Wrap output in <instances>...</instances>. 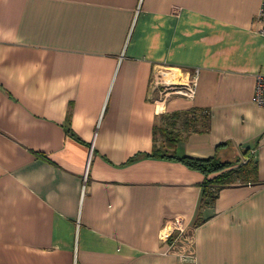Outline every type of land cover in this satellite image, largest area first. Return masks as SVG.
<instances>
[{
  "label": "crops",
  "instance_id": "crops-1",
  "mask_svg": "<svg viewBox=\"0 0 264 264\" xmlns=\"http://www.w3.org/2000/svg\"><path fill=\"white\" fill-rule=\"evenodd\" d=\"M263 3L0 0V264H264ZM159 68L197 72L192 100L159 112ZM163 130L181 140L151 156ZM182 157L255 175L203 205ZM175 218L185 262L160 239Z\"/></svg>",
  "mask_w": 264,
  "mask_h": 264
},
{
  "label": "built area",
  "instance_id": "built-area-1",
  "mask_svg": "<svg viewBox=\"0 0 264 264\" xmlns=\"http://www.w3.org/2000/svg\"><path fill=\"white\" fill-rule=\"evenodd\" d=\"M257 19L262 23L261 33L264 35V3L259 9ZM197 72L190 74L173 68H159L155 71L152 81V95L159 112L168 100L179 97L192 100L197 86ZM254 102L264 108V76H258L255 86ZM186 229L181 218H175L166 224L160 233L162 241L172 240L173 253L185 262L192 259L190 249L191 239L186 235Z\"/></svg>",
  "mask_w": 264,
  "mask_h": 264
},
{
  "label": "trees",
  "instance_id": "trees-1",
  "mask_svg": "<svg viewBox=\"0 0 264 264\" xmlns=\"http://www.w3.org/2000/svg\"><path fill=\"white\" fill-rule=\"evenodd\" d=\"M197 116L195 112L187 113L185 125L188 127V131L194 133L205 131L202 123L208 117V114L202 112L199 114V118ZM173 125H175V122ZM162 132L166 139L164 145L166 148L165 150L154 149L151 156L170 153V150L181 140L180 136L176 133L174 134L173 131L167 132V130H163ZM179 161L187 168L202 174L204 178L202 183L203 205L212 203L222 188L234 184L238 179L244 182L251 181L255 175V167L250 162L243 166L232 167L231 162H221L216 157L207 159L182 157L179 158Z\"/></svg>",
  "mask_w": 264,
  "mask_h": 264
},
{
  "label": "rangeland",
  "instance_id": "rangeland-1",
  "mask_svg": "<svg viewBox=\"0 0 264 264\" xmlns=\"http://www.w3.org/2000/svg\"><path fill=\"white\" fill-rule=\"evenodd\" d=\"M161 137V136H160ZM159 139V138H158ZM159 142L161 143L162 142V140L161 139H159ZM186 234H188V232H186ZM188 237H190V236H188Z\"/></svg>",
  "mask_w": 264,
  "mask_h": 264
}]
</instances>
